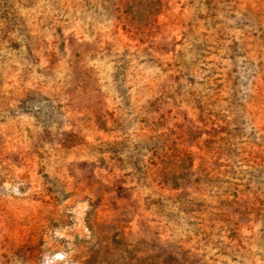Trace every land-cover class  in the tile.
Instances as JSON below:
<instances>
[{
    "label": "rangeland",
    "instance_id": "1",
    "mask_svg": "<svg viewBox=\"0 0 264 264\" xmlns=\"http://www.w3.org/2000/svg\"><path fill=\"white\" fill-rule=\"evenodd\" d=\"M0 264H264V0H0Z\"/></svg>",
    "mask_w": 264,
    "mask_h": 264
}]
</instances>
